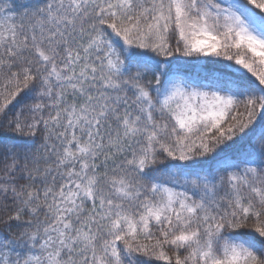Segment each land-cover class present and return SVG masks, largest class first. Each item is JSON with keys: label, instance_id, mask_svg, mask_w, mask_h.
<instances>
[{"label": "snow or ice", "instance_id": "1", "mask_svg": "<svg viewBox=\"0 0 264 264\" xmlns=\"http://www.w3.org/2000/svg\"><path fill=\"white\" fill-rule=\"evenodd\" d=\"M13 8L0 264H264V0Z\"/></svg>", "mask_w": 264, "mask_h": 264}, {"label": "trees", "instance_id": "2", "mask_svg": "<svg viewBox=\"0 0 264 264\" xmlns=\"http://www.w3.org/2000/svg\"><path fill=\"white\" fill-rule=\"evenodd\" d=\"M34 2H36V0H13V4H14L13 10L18 13L19 11H21V5H26ZM190 71H195V70L190 69Z\"/></svg>", "mask_w": 264, "mask_h": 264}]
</instances>
